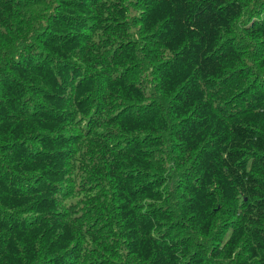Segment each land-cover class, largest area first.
<instances>
[{"label":"trees","instance_id":"16d2710c","mask_svg":"<svg viewBox=\"0 0 264 264\" xmlns=\"http://www.w3.org/2000/svg\"><path fill=\"white\" fill-rule=\"evenodd\" d=\"M0 264H264V0H0Z\"/></svg>","mask_w":264,"mask_h":264}]
</instances>
